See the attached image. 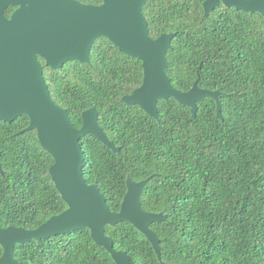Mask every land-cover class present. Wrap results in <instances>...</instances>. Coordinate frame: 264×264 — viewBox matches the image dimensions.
Returning a JSON list of instances; mask_svg holds the SVG:
<instances>
[{"label":"trees","instance_id":"1","mask_svg":"<svg viewBox=\"0 0 264 264\" xmlns=\"http://www.w3.org/2000/svg\"><path fill=\"white\" fill-rule=\"evenodd\" d=\"M101 4L103 0H79ZM205 0H147L150 34L175 32L168 50L174 87L220 90L217 101L191 107L176 98L158 101L160 120L123 101L142 85V61L107 37L94 44L89 63L69 61L60 69L44 64L52 97L77 128L95 107L99 122L120 152L87 133L85 177L97 184L112 211H120L127 180L149 178L145 210L168 215L151 228L161 240L162 259L147 236L130 222L107 225L106 234L132 264H264V15L217 7L205 15ZM16 6H10L11 16ZM26 114L0 120V225L34 229L68 208L46 151ZM0 244V256L3 254ZM24 264H116L85 227L17 244Z\"/></svg>","mask_w":264,"mask_h":264},{"label":"water","instance_id":"2","mask_svg":"<svg viewBox=\"0 0 264 264\" xmlns=\"http://www.w3.org/2000/svg\"><path fill=\"white\" fill-rule=\"evenodd\" d=\"M146 3L147 0H103L98 5L79 0H0V120L11 123L24 114L30 117L29 126L21 132L37 130L43 148L54 158L52 179L68 204L62 213L34 229L0 225V244L4 249L0 264H24L16 258L17 244L85 227L90 228L95 242L111 253L116 264H132L129 254L116 249L114 239L106 234L107 225L123 221L142 231L162 259L161 240L151 224L166 220L168 215L144 209L142 195L150 179L134 181L128 177L120 211L110 209L100 187L86 180L81 139L92 133L115 152H120L121 147L101 126L95 107L83 112L81 128L75 126L68 109L52 97L41 61L45 59L54 69L73 60L89 63L95 42L107 37L143 64V83L126 94L124 102L139 105L160 120V99L176 98L189 105L195 117L198 102L214 98L218 117L223 118L221 91L200 87V75L190 90L174 87L168 75L167 52L173 47L176 33L152 37L143 11ZM220 5L264 15V0H205V15L209 17ZM10 6L16 9L8 17L6 10ZM1 154L0 171L4 174Z\"/></svg>","mask_w":264,"mask_h":264}]
</instances>
